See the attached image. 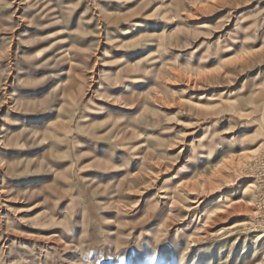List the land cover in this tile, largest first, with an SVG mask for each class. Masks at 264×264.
I'll list each match as a JSON object with an SVG mask.
<instances>
[{"label": "rangeland", "instance_id": "374dc122", "mask_svg": "<svg viewBox=\"0 0 264 264\" xmlns=\"http://www.w3.org/2000/svg\"><path fill=\"white\" fill-rule=\"evenodd\" d=\"M0 264H264V0H0Z\"/></svg>", "mask_w": 264, "mask_h": 264}]
</instances>
